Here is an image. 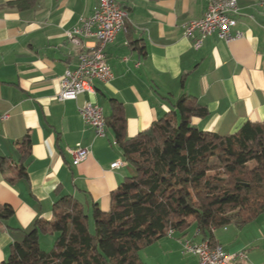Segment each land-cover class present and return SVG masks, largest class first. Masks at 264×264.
Here are the masks:
<instances>
[{"label":"crops","instance_id":"1","mask_svg":"<svg viewBox=\"0 0 264 264\" xmlns=\"http://www.w3.org/2000/svg\"><path fill=\"white\" fill-rule=\"evenodd\" d=\"M7 1L0 0V114L10 116L0 122V156L23 165L26 177L13 170L7 177L0 170V204L13 209L0 222V263L37 218L52 219L58 198L72 195L88 212L92 204L107 211L110 192L134 174L113 131L107 128L98 137L83 122L78 108L84 104L101 107L107 120L110 100L120 103L126 137L146 129L184 95L208 110L206 117L191 119L201 130L228 135L246 121H264V0L238 1L236 29L243 37L225 42L211 35L199 48L193 46L197 33L184 36L182 25L202 16L206 0H116L127 19L104 50L112 78L95 80L93 92L64 101L55 98L62 74L95 45L90 38L70 42L67 32L92 15L97 0H38L25 10L7 8ZM77 145L89 147L90 153L72 165L68 150ZM116 160L123 164L111 168ZM252 222L260 244L249 251L251 261L236 264L264 262V213ZM217 231L214 245L228 252L245 249L244 243H222L225 237ZM181 237L208 241L191 220L184 232L146 247L143 264H197L195 255L181 252Z\"/></svg>","mask_w":264,"mask_h":264},{"label":"trees","instance_id":"2","mask_svg":"<svg viewBox=\"0 0 264 264\" xmlns=\"http://www.w3.org/2000/svg\"><path fill=\"white\" fill-rule=\"evenodd\" d=\"M37 1L10 0L4 6L25 10ZM110 102L106 126L134 174L110 192L107 211L92 204L88 212L72 195L58 198L52 219L37 218L0 264H143L139 250L169 229L184 232L193 220L214 245V229L264 213V121H246L228 135L201 130L191 119L206 117L208 110L184 95L146 129L126 137L123 108ZM0 170L26 177L23 165L4 156ZM12 215L11 206L0 204V222ZM42 233L53 236L48 251L39 247Z\"/></svg>","mask_w":264,"mask_h":264},{"label":"built area","instance_id":"3","mask_svg":"<svg viewBox=\"0 0 264 264\" xmlns=\"http://www.w3.org/2000/svg\"><path fill=\"white\" fill-rule=\"evenodd\" d=\"M239 0H206V7L202 16L185 22L183 34L190 37L194 32L197 37L193 46L199 48L203 39L211 35H217L225 42L243 37V32L236 29ZM125 8L116 0H97L90 17L82 19L78 26L67 32L70 42L79 44L82 38L93 39L95 45L85 57H78V62L73 69L67 68L60 78L59 90L55 98L59 101L75 100L83 92H93L95 80L107 82L112 78L111 69L104 56H97V49H104L112 42L119 30L124 28ZM83 122L89 125L95 135H106V119L101 107L96 104L86 103L78 108ZM9 113L0 114V122L9 118ZM71 155V164L77 165L90 153L89 147L77 145L68 150ZM123 163L116 160L111 168H118ZM175 230L169 229L167 236L172 237ZM184 254H193L197 257V264H236L246 258L244 252H228L221 245H211L208 241L195 243L188 238L178 239ZM264 264V262L262 263Z\"/></svg>","mask_w":264,"mask_h":264},{"label":"rangeland","instance_id":"4","mask_svg":"<svg viewBox=\"0 0 264 264\" xmlns=\"http://www.w3.org/2000/svg\"><path fill=\"white\" fill-rule=\"evenodd\" d=\"M216 230H218L217 235L223 234V236L225 237L224 239L221 240L222 243H224V240L227 241L228 239L229 244H226V245H230L231 242L244 243L246 246L245 249L242 250L244 254L246 255V258L243 259L244 263L252 260V258L249 256L250 255L249 251L253 250L254 247L260 244L259 239L256 240L259 232H258V227L255 222L249 221L242 225H236L234 223H231L225 227L216 228ZM38 244H39V247L45 251L52 249L53 236L50 234H44V233L40 234L39 239H38ZM145 248H142L141 250H139V257L142 262H143V257L145 256L144 255Z\"/></svg>","mask_w":264,"mask_h":264},{"label":"bare ground","instance_id":"5","mask_svg":"<svg viewBox=\"0 0 264 264\" xmlns=\"http://www.w3.org/2000/svg\"><path fill=\"white\" fill-rule=\"evenodd\" d=\"M125 17H127V10H125ZM75 44H78L74 42ZM90 50H85L79 54L78 57H85L87 56V53H89ZM97 56H104V49H97Z\"/></svg>","mask_w":264,"mask_h":264}]
</instances>
